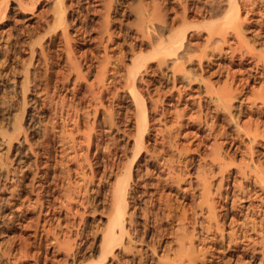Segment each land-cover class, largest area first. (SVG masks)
<instances>
[{
  "label": "bare ground",
  "instance_id": "obj_1",
  "mask_svg": "<svg viewBox=\"0 0 264 264\" xmlns=\"http://www.w3.org/2000/svg\"><path fill=\"white\" fill-rule=\"evenodd\" d=\"M7 2H0L1 17H4L3 14H5L8 6ZM23 2L24 0H17L14 3L15 6L13 5L19 9L22 14L21 17H17L18 19H16V21L14 19L13 22H18V20L24 21L22 23H15L14 28L20 31H18L20 35H26L24 38L20 37L21 39L23 38V40H21L23 43L25 42L28 44V58L22 65L23 70L20 75L22 78L20 83L21 89L19 90L22 93L21 97L23 98V104L25 102V93L28 90L30 82L37 80L39 85V83L43 81L40 82L41 79L38 78L34 68L31 67L38 63L40 60L38 59V55L44 54V51L49 48L51 42L56 38L62 46L61 50H63L66 57L65 59H67L65 61H67L68 65L71 68L73 67L76 72L74 80L71 83L72 87L69 89H74V83L77 77L82 76V72H84L81 68L80 61L74 56L75 53L72 48L73 43L74 41L76 42V40H79V42L80 40H82V42H87V40L93 41L91 38L94 35L91 37V30L96 32L94 36L97 38L95 43H97V45L101 44L104 48L103 51L105 55L103 59L101 58V61H97L100 64L102 63L101 68L103 71L101 75H104L103 73L106 72L105 62L109 57L107 49L114 44L113 32L110 30L109 24L114 18L115 13L118 12V4L121 5L120 0H51V11H49L50 6L48 8L45 7L51 12L48 16L46 15L49 13L45 12V9L43 11L44 13L38 11L41 9L42 5H40V9H36L38 12L34 10V8L37 7L38 0H29L28 3ZM220 2L224 3L222 5L223 7H221L222 9L220 8V14H214L213 10L215 6ZM142 5L139 4V6L137 5L138 7H135L137 22L135 27L136 30H133L135 31L133 32L135 39H138L139 42L137 43L138 45L131 44L130 46V54L128 57L130 63L126 68L125 77H123L127 85V95H129L135 110L133 137L130 140H126L125 144L121 147V157L123 158L121 162L123 164L120 163V161L118 163L122 166L119 167V165H117L114 169H110L106 175L101 172L102 170H92V167L89 172V175H91L89 182H92L93 177L98 178L99 181L104 175L107 176L109 180L112 179L107 196L108 216L105 219L106 227L100 234V240L98 239L99 242L97 246L90 247L91 242H88L86 246V243L83 242L84 240H75L76 236L65 235L64 233L61 234L63 236H60V232L56 230V227L59 226L60 223L54 222V224L50 222L48 228H46V232L51 234L50 236L53 240L49 241L53 242L55 250H62L64 252L66 262H69V264H144L146 254L143 255L142 249L135 247V242L140 240L141 243L144 242L145 247H150L152 244H150L148 239L144 241L141 237L138 238L137 236L136 224H138V206L135 197L139 194L136 188L141 177V161H146L147 158L153 157L154 153L157 151L155 150V142L157 139L153 137V142H150V136H152L150 134L151 121L155 119L158 121V125H160L159 123L161 122L164 125V130L163 127L161 131L160 128L157 130L160 132H162V130L165 131L164 134L162 133V136L166 139L161 137L164 142L165 140L167 141L166 146L169 143L170 147H174V149L178 150L180 153L184 152L186 154L188 151L190 152V150L196 152L197 157H193V160L196 162L194 165V185L198 187L197 202L199 203L198 210H190L192 213L188 211L190 214L186 212V208V210L181 208L177 215V222L179 221L178 223L181 225L178 224V226H180V231H175L174 233L175 246H169L163 249V253L157 255L154 263L207 264L209 259L206 256L205 250L203 251L202 246H200V243L207 238L208 233L213 232L216 233L220 242L223 244L225 243V248H228V250L231 249V252H233L230 254L233 256V259L231 262L228 261V264H264V152L262 151V149H264V122L261 123L257 119L254 120L251 118L247 120L242 119L244 114L249 113V115H252L256 109H258L259 112L264 111V86L261 87V91H252L251 97H249L246 92V87L248 88L249 86L248 82L259 78L264 72L263 18H249L246 16L247 13L242 15L241 7L243 4H241V0H205L199 8L193 5H189V7L185 6L182 15L176 16L160 13V11L157 10V5V9L154 8L152 11H146L147 9L144 10ZM27 9L31 11V15L36 17V19L33 17L35 19H33V21L36 22L35 25L29 21L30 17L28 18L27 15L24 14ZM13 10L16 11L15 8H13ZM124 10L125 9L122 8L120 11L121 17H124ZM97 14L101 20L97 23L99 25L96 24L97 27L92 28L91 25L89 26V22L93 20L91 15ZM119 22L121 21H118V23ZM11 24L13 25L14 23ZM120 24L123 23L121 22L119 25ZM42 25L44 26V30H52L49 33L45 32L47 34L43 35L44 37L46 36L45 38L40 36L37 40L33 41L32 38L34 36L32 33L31 35L33 37L27 36L30 35L29 32H31V29L36 26L41 27ZM3 27L5 26L0 24V49L9 51L6 45H11L9 44L10 34L5 35V33H10V31L4 32L5 29ZM39 30L38 28V32ZM33 31L36 32L35 29ZM26 32L28 33L26 34ZM249 35L252 39L248 37ZM35 43L38 44V49H36ZM211 44L217 47L215 53H212V50L209 52L206 49ZM136 46L138 50L135 49ZM215 56L216 58H214ZM87 58L89 57L84 56L83 60ZM247 58L252 59L253 62V70L249 74L245 73L246 75L243 76L242 72L244 71L240 70V72H238L240 76H237L235 71H231L230 66L232 63L237 61L240 65L239 67H241L245 64ZM214 60L216 61L217 67L216 70H214L218 76H224L222 78L223 80L220 78L218 79L216 76L218 81H215L216 79L212 81L209 75L204 76V63L206 62V65H208L214 62ZM194 63L198 66L196 69L195 65V69L199 71H196L194 67H192ZM88 64L89 65L85 64L87 66L86 69H89L91 65V63ZM190 64L193 69L187 66ZM157 71L166 74L167 78L165 77V79L171 81L168 95L172 96L174 90H176L177 95L176 93L175 95L177 97L174 96V98L177 99V102L182 101L185 96L184 93H182V91H184L183 88L185 89V84L188 87H186V89L191 90L195 82L199 83L198 86L201 90L198 89V93L203 95L204 99H202V97L201 99L204 100V102H200L199 100L201 106L199 105V118L196 120L199 122V125L203 123L206 128L205 135H197L198 132L188 130V122L186 123V120L182 118L184 117L183 111L180 110L181 113L176 109L179 105L175 108L176 110L174 112L170 111V109L172 110L170 107L175 105L172 104L171 106H167L165 92L161 93L163 92L161 91L162 87L160 89L157 88V86L156 90L154 88L152 94H150L151 90L150 92L147 91L143 93L140 85L143 81H145V84L149 82V80L145 79V75L148 72L157 73ZM207 73L209 74L211 72ZM160 74L161 76L163 75V77L165 76L162 73ZM212 74L215 75V73ZM180 79L186 80L185 82H187L184 85L182 84L183 82H180L183 88L179 87V85L177 86V82H179L178 80ZM96 83L97 90L92 87V94L96 95L98 92L100 93L102 90L108 89V86L104 83L103 76H100ZM32 85L34 84L32 83ZM168 86L166 85V87ZM58 87H62V84L55 83L54 89L57 88L58 90ZM65 88L67 89V87ZM165 88L163 89L164 91L166 90ZM190 93L188 95H190ZM198 93H194L193 95H199ZM65 96L66 93L61 96L62 105L60 104L61 108H59L61 117L60 120H58L60 128L58 129V134L56 133L57 140L59 141L58 154L61 156L69 151L72 152V154L76 153L77 141L75 133L79 131L78 126L80 123L79 120L81 119H79L80 113H78L77 104L73 101H64L66 97L71 99L74 93L71 92L70 95ZM186 98L184 100H186ZM169 100H171V98L168 99V101ZM174 103L176 104V102ZM209 103L213 104V107L211 106L213 111L210 109V112L207 107ZM258 105H260V107ZM63 107L64 115H62L61 111ZM94 110L97 111V108ZM167 114L168 116L171 115L170 119L168 118L169 120H166ZM189 114L192 116L193 113ZM218 114L222 115L221 119L223 123L215 122L216 115L218 116ZM30 115L32 116L33 114ZM30 115L28 118H25V116V119H22L23 121L21 120L22 115H19L20 117H15L12 131L8 133L5 132L1 136L3 150L0 152V156L3 155L2 158L4 161L0 160V227L3 229H8L9 227L11 229L13 222H18V219L22 218L23 209L25 207L24 198L26 199V195L23 196L19 194L23 182L21 181V177H25V174L20 170L18 162L21 156H25L27 150L33 152L30 144H26L28 136L31 134H27L26 132L31 126L30 121L32 118ZM188 116L189 115H187V117ZM193 116L194 118L191 120V117H188L190 122L195 119L196 114H193ZM187 117L184 118L187 119ZM189 120L187 119V121ZM196 120L194 121L198 123ZM68 121L71 122L73 129H70V127V130H66L65 124ZM168 122L170 123L169 125ZM192 123L193 122H191V124ZM185 125L188 126L184 127ZM86 127L89 132L83 133V135H81L83 140L79 141L80 143H86V151L91 150V145H94L95 149L93 154H95L97 150L104 145L99 138L102 131L98 130L93 134V132H91L94 128L93 125H87ZM92 135L96 138L94 139L95 141H93ZM80 143L79 146H81ZM24 144L27 145V148L22 149L21 147H23ZM159 144L156 145L158 148ZM162 146L165 147L164 143ZM159 150L160 149H158V151ZM259 154H261V156H259ZM190 155H192V153H190ZM32 157L35 161L36 156L33 155ZM85 159L87 160V158ZM149 161L151 160L149 159ZM71 182L68 177V180L64 182L66 184L65 186L63 182L56 183L57 187L65 189V192H63L64 200L62 198L59 204H57L59 209L62 206L68 211L71 210L70 201L74 200L75 195V186H73ZM37 184L40 183H36V186H38ZM34 186L32 182L31 187ZM41 186L42 185H39V189ZM222 187L224 188L223 191L221 190ZM36 192H38V190ZM64 202L65 204H63ZM168 205L169 204L166 206ZM72 213L77 214L78 211L72 210ZM63 226L67 227V224ZM68 233H70V230H68ZM15 237V235L14 237L12 236L14 239ZM16 238V244L14 239L8 241V245H5L7 243H0V264H23L20 257L27 254L28 248L26 244L28 242L26 243V240L22 236H17ZM85 247H90L89 251L92 252L96 249L98 250V252L96 251L99 253L97 261L84 263V261H82L83 258L82 260L79 259L85 256ZM151 249H153L152 252L154 253L155 249ZM128 255H130V257ZM210 261L221 262L215 260V258L210 259Z\"/></svg>",
  "mask_w": 264,
  "mask_h": 264
},
{
  "label": "rangeland",
  "instance_id": "obj_2",
  "mask_svg": "<svg viewBox=\"0 0 264 264\" xmlns=\"http://www.w3.org/2000/svg\"><path fill=\"white\" fill-rule=\"evenodd\" d=\"M1 1H6V2L8 1L7 2L8 6L5 11V14H3L4 17L0 16V20H1L0 24L5 26L3 27L5 29L4 32L10 31V33H5V35L10 34L13 36L9 35L10 38L9 44L11 45L8 44L6 45L7 49L9 48L8 50L10 52L0 49V152L3 150L2 149L3 143L1 141V136L5 132L8 133L12 131V126L15 117L22 115L21 117L22 120L25 116H26L25 118H28L30 114H33L32 116L30 115L32 118L30 121L31 126L26 132L27 134L28 133L31 134H29L26 144H30L33 152H29V150H27L25 156H21V159L18 162L19 163L18 165L20 166L19 167L20 170H22V173L25 174V177H21L22 178L21 181L23 182H22V187H20L21 190L19 193L20 195L23 196L26 195V199L24 198L25 207L23 209L22 218H19L18 222L16 221L15 223L13 222L12 224L13 228L11 227V229L10 227L8 229H3L0 227V243L2 244L7 243L5 245H8V241L14 239L12 238V236L13 237L14 235L16 237L22 236L26 240V243L28 242L26 244V247L28 248L27 254L20 257L23 264H67V263L69 264V262H66V258L64 257V252L62 250H55L53 246L54 244L53 242H51L53 240L51 239L52 238L50 236L51 234L46 232V228H48L50 222L51 223L58 222L60 223V225L56 227V230L60 232V236H63L61 235L63 233L65 235L76 236L75 240L78 239L84 240L83 242L86 243L85 244L86 246L88 242H91V246L90 245L88 246L96 247L100 240V234L103 232V230L106 227L105 219L108 216L107 196H108V189L111 186L112 179L109 180L108 177L105 175L108 173L110 169H114L117 165H119V167L122 166L120 164L122 163L121 159L123 161V158L121 157L122 156L121 147L122 145L125 144L126 140L128 139L130 140L133 137V133H134L133 122L135 120V110L130 101L129 95H127L128 94L126 87L127 85L125 84L126 83L124 82L125 78L123 79V77H125L126 68L127 66H129L130 63L128 60L130 54V46L131 44L138 45L137 43L139 42L138 39L137 40L135 39V36L133 34V32H135L133 30H136L135 27L137 22L135 7H138L139 4L141 5L143 4L142 7L144 8V10L147 9L146 11H152L154 8L157 9L156 8L157 5L158 7L157 10L160 11V13L162 12V14L166 13L170 16L172 15L176 16L180 14L182 15L185 6L189 7V5H193L194 7L197 6L199 8V6H201L205 0H140V1L120 0L121 5L118 4V12H117L119 16L117 13H115L114 18L109 24L110 30L113 32L112 34L113 39L115 41L113 40L114 44L113 46H111L112 48L110 47L107 49V53L109 57L105 62L106 72L103 73L104 75H101L103 71L101 68L102 63L100 64L99 62H97L103 59L105 55L103 51L104 48L101 44L97 45V43H95L97 39L94 37L96 35V32L95 31L93 32V30H91L90 35L91 37L94 35L93 36L94 38L93 37L91 38L93 39V41L95 40L94 42L92 40L91 41L87 40V42L86 41L82 42V40H80L79 42V40H76V42L74 41L73 43L72 48L74 49L73 52L75 53L73 54L80 61L81 68L82 70H84V72H82L83 74L82 76L77 77V80L74 83L75 85L74 89L73 90L69 89L72 87L71 83L74 80L76 72L74 68L73 67L71 68L68 65L67 61H65L67 59H65L66 57L63 53V50H61L62 46L58 42V39L56 38L51 42L49 48L44 51V54L38 55V59H40L38 63L32 65L31 67L34 68L36 75H38V78L41 79L40 82L42 80L43 81L39 83V85L37 83V80L30 82L28 90L25 93L24 104L22 102L23 98L21 97L22 93L20 92L19 89H21L20 83L22 77L20 75L23 70L22 65L28 58V54H27L28 44L25 42L23 43V41H21L23 40L24 37H26V35L25 34L20 35L19 34L20 31L14 28L15 23H20V22L22 23L24 21L18 20V22H15L16 19H18L17 17L19 16L21 17L22 15L21 11L16 7H14L15 6L14 3L17 0L15 1L0 0V2ZM28 1L29 0H24L23 3H28ZM217 4H216L217 6H215V9L213 10L214 14L217 13L220 14L219 13L220 8L223 7L222 5L224 3L220 2ZM241 4L244 5V6L242 5L241 7L242 15L247 13L246 16L249 18L250 17L253 19L263 18L264 21V0H241ZM40 5H42L41 9H40ZM49 6H50L49 11H51L50 10L51 0H47V1L38 0L37 7H35L34 10L36 11V9L37 10L40 9L38 11L42 13L45 9V12L49 13L46 15L48 16L51 14V12H49L47 9ZM12 7L15 8L16 11L13 10ZM249 7H253V8H249ZM122 8L125 9L123 15L124 17L120 16V11ZM24 14H26L28 18L30 17L29 18L30 20L28 18L26 19L32 22V24L34 25L36 24V22L33 21V19L34 18L36 19V17L34 15H31L30 10L27 9L24 12ZM91 18L95 20L89 22V26L91 25L92 28L97 27V25H99L97 23H99L101 18L99 17L98 14L91 15ZM14 19L15 21L13 22ZM118 21H121L123 24L119 25V23L121 22L118 23ZM11 23H14L13 24L14 26ZM91 23L94 24L92 25ZM262 24L264 25V22ZM42 27H43V31H42ZM38 28L40 29L39 32H38ZM34 29L36 30V32L33 31ZM50 31L52 30H44L43 25L41 27L36 26L35 28L31 29V32H29L30 35L27 36H32L31 35L32 33L34 36V37L32 36L33 37L32 39L33 41H35L40 36L42 37L43 35H47L46 33H49ZM27 33L28 32H26V34ZM20 36L23 38L21 39ZM248 37L250 38V35ZM250 39H252V37ZM35 47L36 49H38V44L35 43ZM135 49L138 50V47L136 46ZM206 49L209 52H211L212 50V53H215V49H217V47L214 46V44L213 45L211 44ZM3 51L6 56L4 55ZM84 56L89 57L90 60L89 58H87L88 60L87 59L83 60ZM214 58H216V56ZM245 61H246L245 64H243L241 67H239L240 65L237 61L236 62L238 64L236 62L232 63V65L230 66L231 71H235L237 76H240L239 75L240 73H238L240 72V70L244 71L242 72L243 76L249 74L253 70L252 68L253 62L252 59L250 58H247ZM88 63H91V65L89 69H86L87 68L86 65H89ZM210 64H208L209 65L208 66L206 65V62L204 63V69H205L204 76L209 75V78H212V81H214L213 79H216L217 77L218 79L219 78L222 79L224 76L222 77L218 76V74H216L215 72L217 68L216 61L214 60V62ZM195 65H196L195 63L194 65L192 64V67H194V69H195ZM187 66L191 67V64ZM197 68L198 66L196 65V69ZM206 71L211 73L208 74ZM151 73L152 72H148L146 74L147 76L145 75V79L149 80V82H146V84L145 81L143 82L141 81L142 84L140 82L141 84L140 87L142 88L143 93H146L147 91L150 92L151 90L150 94H152L154 88L156 90L157 88L161 89L162 87L161 91L163 92H161L160 90L159 91L161 93L165 92V97L167 98L166 99L167 106L168 105L171 106L172 104L175 105V106L172 105L170 107L172 108V110L170 109V111L174 112L176 109H178L179 112L183 111L184 114L183 116L187 117V115H189L188 117H191L190 120L194 118L193 114L194 115L196 114L194 120L196 119L198 120L199 118L198 113L200 111L199 107L201 106V104H199V100L200 102H204V100H202L204 99L203 95L198 93V91L201 90V88H199L198 86L199 83L195 82L193 84L192 89L195 88L194 90L192 89L187 90L186 89L187 86L185 84L187 83L185 82L186 80L183 79H180L181 81L178 80L179 82H177V86L179 85V87L183 88V85L185 84L184 85L185 89L183 88L184 91H182V93H184L185 96L182 100L183 102L182 101L177 102L176 101L177 99L174 98V96L177 95L176 90H174V93L172 95L173 97L171 95H168L169 94L168 90L171 86V81L165 79V77L167 78L166 74H164L161 71H157V73L156 72L152 74ZM160 73L164 74L165 76L164 77L163 75L161 76ZM212 73H215V75H213ZM100 76H103L104 83H106L108 89L102 90V92L100 93L98 92L96 95L92 94L91 89L93 87V89L97 90L96 82ZM215 81L218 80L216 79ZM180 82L181 83L183 82L182 83L183 85ZM32 83L34 85H32ZM55 83L62 84V87H58L59 88L58 90L57 88L54 89ZM248 83L249 86L248 88L246 87V92L247 95L251 97L252 91L255 92H258L259 90L261 91V87L264 86V72L261 76H259V78L250 80V82ZM166 85L169 86L166 87ZM65 87H67V89ZM164 88L166 89L165 91L163 90ZM71 92L74 93V96L71 97V99H68L66 96L70 95ZM65 93H66L65 96L66 99H64V101L67 102L73 101L74 103H76L78 107V113H80L79 119L80 118L81 119L79 120L80 123L78 122L79 123L78 127L80 132L76 131L75 133L77 143L78 142L80 143V141L83 140L81 136L83 135V133L89 132L88 128L86 127L87 125L89 126L93 125L94 128L91 131L93 132V134H95L94 132L98 130L102 131L101 136L99 138L102 141V144L104 143L105 146L102 145L103 148L102 147L99 148L95 154H93V151L95 149L94 145H91L90 147L91 150L86 151L87 146L85 142H81L80 143L81 146H79V143L78 144L76 143L75 154H72V152L70 151L66 152V154L62 156L58 154L59 141L57 140L58 138L56 135L58 134L59 131L58 129L60 128L58 125L59 124L58 120H60L61 117L59 108H61L60 104L62 105L61 96H63V94ZM189 93L190 95H188ZM194 93L195 94L198 93L199 95H193ZM170 98L171 100L168 101V99ZM185 98L186 100H184ZM174 102H176V104ZM196 102L198 103V105ZM209 104L207 106L208 111L210 109L213 111L212 109L213 104L211 103ZM178 105L181 107V109ZM177 106L178 108H176ZM258 106L260 107V105ZM95 108H97V111L94 110ZM61 111H62V115H64V107L61 109ZM58 113L60 114V116ZM189 113L191 114L193 113L192 116H190ZM170 116L171 115L168 116L167 114L166 120H169ZM184 117L182 118L185 119L186 123L188 122L189 125V126L185 125L184 127L188 126L187 128L189 131L198 132L197 135L199 134L205 135L206 128L204 127L203 123H200L199 125V122L197 120L196 121L198 123L192 120L191 122L193 123L191 124L189 118L187 117V119L189 120L187 121V119ZM221 117H222L221 114H218V116L216 115L215 122L223 123ZM249 118L254 120L257 119L258 121L263 123L264 111L259 112L258 109H256V111H254L252 115H249V113H247L244 114V116L242 117L243 120H247ZM67 123L65 124L66 130L73 129L71 126V122L68 121ZM161 123H159L160 125H158V121L155 119L151 121L150 131L152 133L150 132V134L152 136H150L151 137L150 142L151 143L153 142L152 139L153 137L157 139V141L155 142L156 143L155 150L157 151L154 153L155 157L154 156L151 158L146 157L147 158L146 161L145 160L141 161L142 163L140 166L141 177L139 179V183L136 188L137 193H139L138 196L135 197L138 206V215H137L138 224H136V229L138 232L137 236L138 238L141 237L144 241L148 239L150 241V244H152L150 247H145L144 242L141 243L140 240H137L135 242V247L141 248L143 255L146 254L145 255L146 261L144 259V264H150V263L155 264L154 262L156 261L157 255L162 254L163 249H166V247L169 246L170 247L175 246L174 233L175 231L176 232L180 231V226H181L180 223H178L179 221L177 222V215L179 214L181 208L184 209L186 208L187 213L188 211L192 213L191 211H194L193 209L197 211L198 203H199L197 202L198 187L197 186L195 187L194 185L195 184L194 165L196 162L195 160H193V157L194 158L197 157V154L193 150H190V152L188 151L186 153L187 155L184 152H182L184 154L183 155L178 150H175L174 147H170L169 143L167 144V146L169 147H167L166 146L167 141L165 140L164 142L163 140L166 138L162 136L165 133V131H163L164 125L162 123L161 126ZM169 124L170 123L168 122V125ZM162 127L163 130L162 132H160ZM158 128H160V131H158L159 130ZM161 136L163 137V139ZM94 139L96 138L93 136V141H95ZM159 143L160 144L164 143L165 147L162 146V144L160 145ZM158 144H159V148L158 146H156ZM26 146L27 145L24 144V146L21 148L25 149L27 148ZM158 149L160 150L158 151ZM262 151L264 152V149H262ZM190 153H192V155H190ZM33 155L36 156L35 161L33 160L32 157ZM259 156H261V154H259ZM2 157L3 155L0 156L1 161L3 160ZM85 158H87V160ZM154 158L156 161L154 160ZM149 159L151 161H149ZM119 161L120 163H118ZM94 163L97 165H95ZM91 167L92 170H96V169H99L100 171L102 170L101 172L105 174L104 177H101L99 181L98 178L93 177L92 182H89L91 179L90 177L91 175H89ZM68 177L70 179V182L72 181L71 183L73 184V186H75L74 200L70 201L71 202L70 203L71 207L69 206L71 208L70 211L66 210L65 207L62 206L59 209L57 205L59 204V201L62 198L64 200L63 192H65V189L64 188H62L63 190L60 189L59 187L56 186V183L63 182L65 186L66 184L64 182L68 180ZM32 182L35 185L34 187H31ZM36 183H40V184H37L38 186H36ZM39 185H42L41 186L42 188L40 187L39 189ZM37 190L38 192H36ZM221 190L223 191L224 188L222 187ZM63 204H65V202ZM167 204L169 205L166 206ZM168 209L170 210V212ZM72 210L73 211L77 210L78 213L73 214ZM24 223L26 226L24 225ZM64 224L65 225L67 224V227L63 226ZM178 224L180 226H178ZM68 230H70V233H68ZM77 233L79 234V236ZM16 237L14 239L15 244L17 243ZM200 246H202L203 251L205 250L206 256L209 259V262H207V264H228V261L231 262V260L233 259V256L230 255L233 252H231V249L228 250V248H225V243L223 244L222 242L219 241L218 237L216 236V233L213 232L208 233L207 238L200 243ZM90 247L88 248L85 247L84 249L85 256L83 255L84 257L79 258L80 260H82L83 258L82 261H84V263L98 260L97 258L99 254L97 253L98 250L96 249L94 250V252L89 251ZM151 248L155 249L154 253L152 252L153 249ZM128 256L130 257V255ZM214 258L215 260H219L221 262L210 261V259H214Z\"/></svg>",
  "mask_w": 264,
  "mask_h": 264
}]
</instances>
